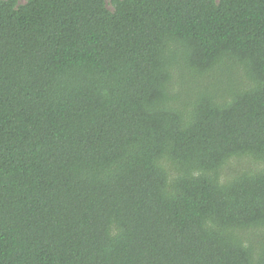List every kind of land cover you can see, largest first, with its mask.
<instances>
[{"label": "trees", "instance_id": "trees-1", "mask_svg": "<svg viewBox=\"0 0 264 264\" xmlns=\"http://www.w3.org/2000/svg\"><path fill=\"white\" fill-rule=\"evenodd\" d=\"M0 264H264V0H0Z\"/></svg>", "mask_w": 264, "mask_h": 264}, {"label": "rangeland", "instance_id": "rangeland-1", "mask_svg": "<svg viewBox=\"0 0 264 264\" xmlns=\"http://www.w3.org/2000/svg\"><path fill=\"white\" fill-rule=\"evenodd\" d=\"M246 160H249V159H246Z\"/></svg>", "mask_w": 264, "mask_h": 264}]
</instances>
